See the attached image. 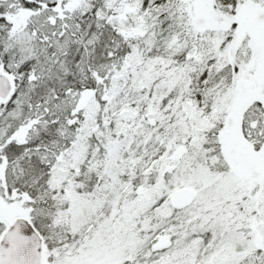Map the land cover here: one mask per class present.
I'll use <instances>...</instances> for the list:
<instances>
[{
  "label": "snow or ice",
  "instance_id": "snow-or-ice-1",
  "mask_svg": "<svg viewBox=\"0 0 264 264\" xmlns=\"http://www.w3.org/2000/svg\"><path fill=\"white\" fill-rule=\"evenodd\" d=\"M0 264H264V0H0Z\"/></svg>",
  "mask_w": 264,
  "mask_h": 264
}]
</instances>
